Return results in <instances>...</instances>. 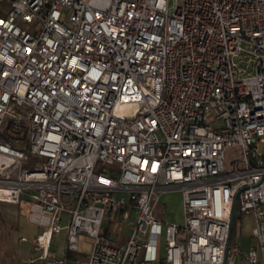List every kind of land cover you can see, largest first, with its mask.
Wrapping results in <instances>:
<instances>
[{
	"label": "built area",
	"instance_id": "obj_1",
	"mask_svg": "<svg viewBox=\"0 0 264 264\" xmlns=\"http://www.w3.org/2000/svg\"><path fill=\"white\" fill-rule=\"evenodd\" d=\"M0 203L45 264H264V0H0Z\"/></svg>",
	"mask_w": 264,
	"mask_h": 264
},
{
	"label": "crops",
	"instance_id": "obj_2",
	"mask_svg": "<svg viewBox=\"0 0 264 264\" xmlns=\"http://www.w3.org/2000/svg\"><path fill=\"white\" fill-rule=\"evenodd\" d=\"M176 196H177V201H173L175 200ZM12 208H17V206L8 203H0V229H1L0 264H45L44 260L39 258L41 254V250L37 249L34 246L33 241L31 242L30 246L21 245L19 243V242H26L25 233L27 231H24L23 229H19L18 226L16 225L14 221V210ZM157 210L160 214V215L157 214L158 217L172 222H177V223L181 222L182 203H181L180 193L169 192L162 194L159 199ZM243 216L251 217V226H250L251 228L254 222L252 215H236L235 217H238L239 220L241 221ZM232 228H233V224H232ZM105 230H106L105 231L106 235L108 237H110L111 235L110 232L114 233L112 232V227H107L105 228ZM36 234L34 233L32 239L34 238V236H36ZM114 235H115V239L113 241L110 238L109 239L115 243L120 242L121 240H125L127 236L126 234L123 237H119V234L117 235L115 233ZM21 238H25V240H22ZM251 243L252 240L250 234L249 236H247L246 240H240L239 242L238 241L236 242V244L241 248L242 251H246ZM90 244L91 241L88 237H86L85 235H80L78 242V251L68 252L66 254L65 264H75L74 263L75 260L85 258L89 252ZM64 246H65V230H62L59 234L53 236V240L51 242L49 251L54 252L58 257H60L63 255ZM157 254H158V260L151 262L149 264H163L162 258H163L164 250L162 245L161 247H159ZM232 263L248 264L247 261L240 255L234 256L232 258Z\"/></svg>",
	"mask_w": 264,
	"mask_h": 264
},
{
	"label": "rangeland",
	"instance_id": "obj_3",
	"mask_svg": "<svg viewBox=\"0 0 264 264\" xmlns=\"http://www.w3.org/2000/svg\"><path fill=\"white\" fill-rule=\"evenodd\" d=\"M175 0H168L169 8L172 9L174 6ZM233 154H229L228 157H231ZM232 164V162H230ZM177 201V196L175 197V200ZM16 206V205H15ZM18 208V209H17ZM17 208H12L14 210V221L19 229H23L24 231H27L25 233L26 235V242H19L21 245L30 246L31 242L33 241L32 237L34 233L36 234L39 231V228L30 224L27 220V217L25 216V204H21L17 206ZM158 208V207H157ZM156 214H159L158 210L156 209ZM160 215V214H159ZM250 226H251V217L250 216H243L241 221L238 217H235L233 222V228L231 233V240L230 245H235L236 242L240 240H246L247 236L250 234ZM128 233V227L126 224H124L121 227V230L119 231V237H123ZM30 234V235H29ZM110 239L113 241L115 239L114 233L110 232ZM251 236V234H250ZM35 237V236H34ZM17 242V240H16ZM249 264V263H248Z\"/></svg>",
	"mask_w": 264,
	"mask_h": 264
},
{
	"label": "trees",
	"instance_id": "obj_4",
	"mask_svg": "<svg viewBox=\"0 0 264 264\" xmlns=\"http://www.w3.org/2000/svg\"><path fill=\"white\" fill-rule=\"evenodd\" d=\"M5 140H9L10 137H8L7 135L3 134ZM12 138H16V137H12Z\"/></svg>",
	"mask_w": 264,
	"mask_h": 264
}]
</instances>
